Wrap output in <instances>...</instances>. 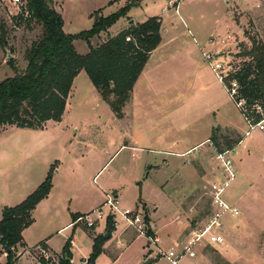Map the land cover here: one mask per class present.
I'll return each mask as SVG.
<instances>
[{"label": "rangeland", "instance_id": "rangeland-1", "mask_svg": "<svg viewBox=\"0 0 264 264\" xmlns=\"http://www.w3.org/2000/svg\"><path fill=\"white\" fill-rule=\"evenodd\" d=\"M136 2L137 6L124 18V29L131 20H162L166 45L150 66L162 69L158 72L160 80L150 91L160 101L157 111L150 114L148 102L140 99L147 93L141 84L139 99L130 100L123 108L125 117L119 119L95 92L88 75L83 74L75 82L61 122L52 121L43 130L0 128V221L5 207L19 205L55 169L53 199L32 213L34 222L26 237L33 248L18 246L17 264H41V258L58 264L70 239L72 264H88L96 236L103 237L105 244L95 264H172L166 254L170 248H183L190 231L207 218L215 186L225 182L219 153L211 143L186 153L203 138L209 121L206 110L192 103L195 91L183 97L181 106L176 107L173 101L180 93L174 86L194 77L196 71L203 84L218 85L204 54L222 61L229 76L241 69L249 60L239 55L251 48L253 40L264 43V0ZM53 4L69 35L91 30V15L96 12L107 17L123 8L119 0H53ZM16 13L14 7L0 2V25L4 23L8 28V47L0 45V82L23 73L27 67L26 52L42 33L41 26L17 19ZM119 28L118 22L93 39L92 45L96 47L116 36ZM74 46L79 55L89 52L84 41L76 40ZM10 49L12 59L8 58ZM197 96L199 102L206 99L205 93L197 92ZM223 96L226 117L231 121L229 127L234 129L218 134L234 141L243 139L228 157L237 175L224 195L239 209V214L222 220L227 232L221 234L229 246H199L196 258L186 256L180 264H199L203 256L207 264H264L257 258L259 255L264 260V131H250L233 99L226 93ZM148 120L153 131L149 141L145 140ZM175 140L182 143L168 151ZM116 195V206L121 212L138 213L153 226L152 240L116 219L121 212L113 214L105 205ZM99 209L104 212L101 217L96 216ZM88 211L83 215H91L94 227L74 224L73 214ZM110 215L115 217L111 232L107 230ZM42 243L50 251H44ZM6 256L0 246V264H6Z\"/></svg>", "mask_w": 264, "mask_h": 264}, {"label": "trees", "instance_id": "trees-1", "mask_svg": "<svg viewBox=\"0 0 264 264\" xmlns=\"http://www.w3.org/2000/svg\"><path fill=\"white\" fill-rule=\"evenodd\" d=\"M127 1L125 7L107 17L101 16V12L92 14L94 22L91 30L69 35L64 32L63 17L55 9L53 0H26L17 19L35 22L41 26L42 33L26 52L27 67L23 73L0 82V128L16 126L43 130L50 121L61 122L74 80L82 71L88 75L117 118H123V108L130 101L151 54L162 42V20L152 17L129 26L114 37H108L96 47L92 45L93 39L107 32L137 6L136 0ZM7 36L8 28L2 23L0 45L4 49L8 47ZM76 40L88 44L89 52L86 55L76 52ZM10 53H13L12 49ZM239 56L249 60L232 76L240 85L239 99H244L249 109L256 102L264 108V43L253 40L251 48ZM9 63L13 64L14 61ZM253 117L256 123L262 119L261 115L255 113ZM210 140L218 153H224L235 150L243 139L239 137L234 141L214 134ZM54 170L19 205L3 209L0 246L5 252L10 250L6 264H17L15 250L24 245L23 232L34 222L32 213L52 191ZM80 217L84 215L73 214V222ZM114 225V216L111 215L107 219V230L111 232ZM149 235L152 236V233L149 232ZM104 244L103 237L94 238L88 264H95V260L103 253ZM71 246L70 239L63 248L58 264H72ZM40 247L49 251L45 243ZM40 263L57 264L44 258H41Z\"/></svg>", "mask_w": 264, "mask_h": 264}, {"label": "built area", "instance_id": "built-area-1", "mask_svg": "<svg viewBox=\"0 0 264 264\" xmlns=\"http://www.w3.org/2000/svg\"><path fill=\"white\" fill-rule=\"evenodd\" d=\"M0 2L6 6L14 7L17 10L16 15H18L21 11V8L25 6L26 0H0ZM204 57L205 60L210 61V65L219 80L226 85L228 93L230 94L238 109L241 111V114L249 125L250 131L255 129L264 131V108L260 103L256 102L252 109H249L247 107L246 101L244 99H239L238 91L240 89V85L238 81L232 77L236 72L229 76L228 71H226V67L222 61L214 59V57L210 54H204ZM254 113L262 116L260 122L256 123L254 121ZM250 131L247 132V135L250 133ZM230 153L231 151H226L224 153L218 154V159L222 162V166L225 171V182L215 186L211 209L207 218L202 222L197 223V226L190 231V238L188 241H186L183 248L178 251L170 249L166 254V257L172 262V264H180L181 260L186 256L190 258H196L197 249L199 246L208 245L216 248L225 243V239L221 234V231L223 230L222 220L226 216L239 214V209L235 205L227 202L224 198L226 189L235 180L237 175L231 160L228 159ZM116 201L117 198L114 197L109 198L105 202V205H108L111 208L113 214L118 213L117 211H120L116 206ZM118 214L123 217L125 222L134 227V229H136L139 234L144 235L148 239L152 240V236L149 235V232L153 226L147 221L146 218L134 212L129 213L127 211H122ZM130 214H132V216H130ZM103 215L104 212L101 209L97 210V217H101ZM79 223H85L89 228H92L95 225V220H93L89 214L78 218L74 222V224ZM155 241L156 240H153V242Z\"/></svg>", "mask_w": 264, "mask_h": 264}, {"label": "crops", "instance_id": "crops-1", "mask_svg": "<svg viewBox=\"0 0 264 264\" xmlns=\"http://www.w3.org/2000/svg\"><path fill=\"white\" fill-rule=\"evenodd\" d=\"M120 3H122L123 7L126 6V4L128 3L127 0H119ZM55 9L58 11L57 7L54 5ZM59 12V11H58ZM60 13V12H59ZM61 14V13H60ZM64 20V19H63ZM148 20V19H147ZM146 20V21H147ZM120 24H121V28H119V32L118 34L124 30L123 26H124V22H125V19L122 18L118 21ZM129 24V23H128ZM172 40V39H171ZM169 42V41H168ZM166 45V42L164 40V37H163V32H162V42L160 44V46L151 54L150 56V59L149 61L147 62L142 74L140 75L135 87H134V90H133V93H132V97L130 100H132V102H135L136 99H139L138 98V94H139V91H138V88L139 86L142 84V87L143 89H145V91L147 92L145 95H142L140 97V99H143L145 101H147V107L150 108L151 110H149L150 114L153 113V111H157L159 108H160V101L156 99L155 95H152L151 94V88L153 85H156L157 82L160 80L159 79V75H158V72L162 71V69L160 70V66H157L159 67V69L155 66L153 68H151V62H152V59L154 56H156V54L162 50ZM159 64L160 61L158 62ZM163 63V62H162ZM150 69H149V68ZM213 71V69H212ZM214 72V71H213ZM215 73V72H214ZM83 74H86L84 71L80 72V74L76 77V79L74 80V83H73V86H72V90L70 92V95H69V98H68V101H67V105H66V110L68 108V103H69V100H70V97H71V94L73 92V88L75 86V82L81 78L83 76ZM160 74V73H159ZM216 74V73H215ZM217 75H216V79H217ZM218 80V85L215 86L213 84H203L202 83V78L201 80L199 79V76L197 74V71L195 72V76L192 77L191 79H188L186 80L184 83L180 80L179 84H175L174 88L176 89V91H178L180 93L179 96H176L175 99H174V105L177 107V105L179 104L181 106V104L183 103L182 100H183V97H189V95L191 94L192 91H195L194 93H192V103H194V105H198L200 104L202 110H206V116H207V121H209V126L206 128V133L205 135L203 136V138H201L200 141L196 142L195 145H193L191 148H189L187 150L186 153H189L190 151L196 149L197 147L203 145L204 143L206 142H209L211 143L210 139L212 138V136L214 134H223V132L225 131H230L231 129H234V126L233 128H230L229 125L231 124V121H229V118L226 117V112H225V107H224V102L221 101V98H224V94L226 93L228 95L229 98H231L230 94L228 93V90L225 86V84L219 80V78L217 79ZM94 86V85H93ZM184 89V90H183ZM94 90L95 92L100 95L97 91V89L94 87ZM151 91V92H150ZM185 91H189V93L187 92L186 95L183 96V92ZM197 92L198 93H205L206 95V99L202 100L201 102H199L197 100V98H200L197 96ZM208 93V95H207ZM97 94H94V99H97L98 95ZM101 97V96H100ZM232 99V98H231ZM103 100V99H102ZM236 105V104H235ZM237 107V106H236ZM238 108V107H237ZM65 110V112H66ZM65 114V113H64ZM204 114V113H202ZM243 116V115H242ZM125 117V115H124ZM123 117V118H124ZM122 118V119H123ZM149 118H152V116H149ZM244 118V117H243ZM245 120V119H244ZM52 122V121H50ZM48 122V123H50ZM47 123V124H48ZM152 123L148 120V127H149V130L147 131V134H148V137L145 138V140L149 141L151 140V138H149L150 136L153 135V131L151 129ZM216 125H218V127L216 128ZM236 130V129H235ZM133 132H135L134 130V127L132 129ZM162 134V133H161ZM161 134L159 135L161 137ZM133 140H135L136 138H132ZM182 143L181 141H178V140H175L169 147V150L168 151H172L178 144ZM241 144V143H240ZM212 145V143H211ZM213 147V145H212ZM136 148V147H134ZM214 148V147H213ZM168 154H172L174 155L175 153L173 152H166ZM176 155H184V154H176ZM32 193V191H30L26 197L22 198L20 201L22 202L23 200H25L30 194ZM116 198H118V196L116 195L115 196ZM53 199V188H52V191L50 193V195L48 196V198H46L45 200H43L38 206L37 208L39 207H45L47 206V203L50 202L51 200ZM233 205V204H232ZM35 211V210H34ZM73 211H78V209H73ZM90 211L88 212H77V214H81L83 215L86 214V213H89ZM118 218H116L119 222H122V224H126L125 220L123 219V217H121L120 215L117 216ZM2 218V217H1ZM114 220H115V217H114ZM72 224V223H71ZM71 224L67 225L66 227H69ZM233 227V226H232ZM30 228V227H29ZM28 229H26L24 232H23V237H24V246L27 248H33V246H30L27 242V232H28ZM234 228V227H233ZM224 232H227V228L223 230ZM227 237V236H226ZM228 238V237H227ZM225 239V237H224ZM225 246H229L225 240V243L221 246H219V248H225ZM170 249H173V248H170ZM50 251V250H49ZM199 254V252H198ZM198 256V255H197ZM257 256V255H256ZM6 258V257H5ZM25 256L23 258H21L19 261H21L22 259H24ZM27 258V257H26ZM258 259L262 260V262L264 263V260L263 258H261L259 255L257 256ZM199 264H207L206 262V259H205V256L201 257L200 259V263Z\"/></svg>", "mask_w": 264, "mask_h": 264}, {"label": "water", "instance_id": "water-1", "mask_svg": "<svg viewBox=\"0 0 264 264\" xmlns=\"http://www.w3.org/2000/svg\"><path fill=\"white\" fill-rule=\"evenodd\" d=\"M135 24H136L135 21H132V20H131V21L129 22V25H130V26H133V25H135ZM8 58H9V59H12V54H11L10 52H8ZM106 237L109 238L108 235H106ZM9 253H10V250L8 249V250L6 251V255H8Z\"/></svg>", "mask_w": 264, "mask_h": 264}]
</instances>
